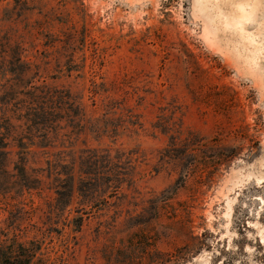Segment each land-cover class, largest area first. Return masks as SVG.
I'll use <instances>...</instances> for the list:
<instances>
[{
    "label": "rangeland",
    "instance_id": "obj_1",
    "mask_svg": "<svg viewBox=\"0 0 264 264\" xmlns=\"http://www.w3.org/2000/svg\"><path fill=\"white\" fill-rule=\"evenodd\" d=\"M238 1L0 0V117L21 125L0 247H28L32 264H264V0L243 20ZM33 85L80 102L46 143L21 117ZM94 150L118 161L120 194L60 198L63 166L78 174Z\"/></svg>",
    "mask_w": 264,
    "mask_h": 264
},
{
    "label": "trees",
    "instance_id": "obj_2",
    "mask_svg": "<svg viewBox=\"0 0 264 264\" xmlns=\"http://www.w3.org/2000/svg\"><path fill=\"white\" fill-rule=\"evenodd\" d=\"M14 51L15 60L14 63L10 66L8 70L12 74L19 75L20 79H24V74L29 71L30 64L21 60V54L18 52V48ZM24 93L28 95V101L24 106L23 114L21 117H24V125L29 129V137L27 138L30 141H33V137H39L41 143H46L44 140H47L48 133L51 130H57L63 119H70L74 117V113L70 112L66 106L79 107L80 102L78 98L73 96L68 90H59L49 85H38L31 86L29 90H26ZM21 110L18 108L16 111ZM79 117L83 116L82 114L77 113ZM19 119V118H18ZM20 124H14L11 121V118L0 117V170L4 171L6 163L9 161V144L8 137L13 136L20 128ZM31 132L33 135H31ZM18 133H16L17 135ZM35 134V135H34ZM22 138V137H20ZM19 151L17 152L18 160L14 162V170L17 172L19 178L22 180L29 181L26 169V161L23 156V150L28 149V144H24L21 139H18ZM47 144H43V147H46ZM96 151L92 152L89 156H84L80 160L81 170L78 174L73 171V162L71 165L63 166L66 168L64 173V178L58 179V183H62L63 190L56 191L59 194L60 198H67L68 202L71 200L74 192H78V195L83 196L85 192L90 190H95L102 188L113 193L114 196L120 194V190L125 183L126 176L120 174L114 167L117 162L113 160L106 161L110 165L101 166L102 162H98V156ZM0 175H3L0 171ZM57 175H62L60 172H57ZM60 179V180H59ZM1 180V176H0ZM64 183V184H63ZM60 185V186H61ZM25 186V185H24ZM164 195V194H162ZM9 246L0 247V264H32L33 263V254H30L31 251L28 247L18 244L19 250L9 247V250H6ZM23 253V254H21ZM31 260V262H30Z\"/></svg>",
    "mask_w": 264,
    "mask_h": 264
},
{
    "label": "bare ground",
    "instance_id": "obj_3",
    "mask_svg": "<svg viewBox=\"0 0 264 264\" xmlns=\"http://www.w3.org/2000/svg\"><path fill=\"white\" fill-rule=\"evenodd\" d=\"M236 7H237V10L234 12V14H235V16L236 15L238 16L239 20L247 19L248 16H251L253 14H254V16H257V14H256L257 11H255L256 10V0H242L237 4ZM260 21H264V12L260 13L257 23L259 24ZM238 23H240V22H238ZM238 23H236V24H238ZM248 26L251 28V27H253V24L248 25ZM243 29H245V27Z\"/></svg>",
    "mask_w": 264,
    "mask_h": 264
}]
</instances>
